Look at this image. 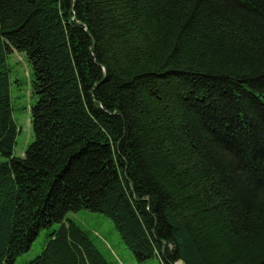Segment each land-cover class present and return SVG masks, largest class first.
<instances>
[{
    "label": "trees",
    "instance_id": "16d2710c",
    "mask_svg": "<svg viewBox=\"0 0 264 264\" xmlns=\"http://www.w3.org/2000/svg\"><path fill=\"white\" fill-rule=\"evenodd\" d=\"M0 156V264H109L80 210L139 263L264 264V0H0Z\"/></svg>",
    "mask_w": 264,
    "mask_h": 264
},
{
    "label": "rangeland",
    "instance_id": "374dc122",
    "mask_svg": "<svg viewBox=\"0 0 264 264\" xmlns=\"http://www.w3.org/2000/svg\"><path fill=\"white\" fill-rule=\"evenodd\" d=\"M5 63L10 80L12 117L18 130L13 146V155L22 157L33 139L30 125V108L34 103L30 88L32 70L24 54L17 51L7 54ZM3 160L4 158L0 156V162ZM65 220L72 221L86 231L93 244L109 264H162L157 258L141 263L137 262L121 241L112 222L102 214L80 210L75 213H68ZM56 227V225L53 226L54 229ZM46 232L43 230L39 233L30 250L20 255L15 264H24L39 254L45 241Z\"/></svg>",
    "mask_w": 264,
    "mask_h": 264
}]
</instances>
